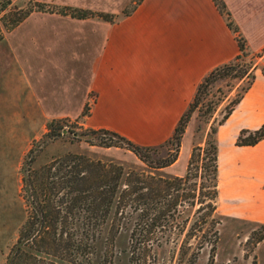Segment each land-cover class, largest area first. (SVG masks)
Instances as JSON below:
<instances>
[{
  "label": "trees",
  "instance_id": "16d2710c",
  "mask_svg": "<svg viewBox=\"0 0 264 264\" xmlns=\"http://www.w3.org/2000/svg\"><path fill=\"white\" fill-rule=\"evenodd\" d=\"M141 2L138 0L126 16ZM212 2L237 36L238 55L202 78L172 135L159 145H138L107 129L71 133L72 139L89 146L127 150L136 157L137 165L75 152L35 167L37 153L30 148L21 169L20 199L25 219L4 264H154L173 260L196 264L204 243L213 258L218 242L216 133L251 87L258 65L253 58L247 59L252 54L224 0ZM52 10L65 14L60 7L50 10L37 3L34 8L22 9L10 0H0V14L10 30L35 11ZM68 11L67 15L80 20L92 14ZM98 17L113 20L112 15ZM261 72L264 75V66ZM194 114L198 132L208 126L203 146L192 147L184 174H169L166 170L177 162ZM59 122L47 124L42 147L64 136ZM263 139L264 126L241 130L235 145L254 146ZM258 227L263 230L257 240L260 242L264 225Z\"/></svg>",
  "mask_w": 264,
  "mask_h": 264
},
{
  "label": "crops",
  "instance_id": "0c3cea01",
  "mask_svg": "<svg viewBox=\"0 0 264 264\" xmlns=\"http://www.w3.org/2000/svg\"><path fill=\"white\" fill-rule=\"evenodd\" d=\"M246 2L242 0L244 6ZM225 4L245 38H264L262 13L255 19L257 13L250 5L249 20L240 21L231 4L227 0ZM105 24L101 31L85 34L92 49L82 56L84 61L87 58L84 69H79L84 79L75 82L73 77L64 90L46 100L42 87L40 98L37 92H26V64L22 67L12 56L13 48L0 43L1 137L26 136L27 114L41 119L42 105H82L94 94L86 120L89 128L116 132L142 146L159 145L172 135L202 78L238 55L235 37L212 0H142L129 16ZM39 66L31 64L28 69L37 72ZM262 66L264 57L251 87L216 136L217 211L264 225V139L254 146L235 145L241 130L264 126ZM70 110L55 111V118L73 117V106ZM263 243L264 239L258 246Z\"/></svg>",
  "mask_w": 264,
  "mask_h": 264
},
{
  "label": "rangeland",
  "instance_id": "374dc122",
  "mask_svg": "<svg viewBox=\"0 0 264 264\" xmlns=\"http://www.w3.org/2000/svg\"><path fill=\"white\" fill-rule=\"evenodd\" d=\"M10 1L13 5L22 9L34 8L37 3H40L46 5L50 10L51 7H60L65 11V14L54 12L55 10H52V13L35 11L11 30L4 26L3 14H0V43L1 45L4 43L5 46L10 45L13 48L11 51L12 56L16 61L19 60L22 63V67L25 68L26 64V92H37L40 98L42 87L41 95L43 97L45 93L47 96L43 99L46 100L51 99L49 98L51 94L58 93V89H60V92L61 89L64 90L73 81V77L75 82H78L80 77H82L81 80L84 79V73L79 72V69H84L87 58L84 61L82 56L89 55L92 46L91 40L86 39L85 34L101 31L100 28L105 23L115 24L121 21L138 0ZM227 1L231 4V10L238 20H249V6L252 5V9L254 8L257 13L255 19H258L262 13V20L264 21V0H249V2H246L247 6L242 4V0ZM68 9H71V13L73 10H86L92 14L82 20L75 19L67 15V13H70ZM102 14L112 15V22H105L98 17ZM245 25L247 26L246 23ZM261 26L263 27L261 36L264 37V24ZM239 33L244 38L248 51L252 54L247 59L253 58L259 66L261 59L264 57V38H245L241 29ZM233 35L237 43V36L234 33ZM259 55L260 57H258ZM31 64L40 65L38 67L40 70L37 72L33 69L29 70L28 67ZM12 75L15 78L13 72ZM10 86L11 84L8 85V88ZM93 96L94 94H91L87 98L88 101L82 105H42L44 114L41 119H33L30 113L27 114L25 120L28 126L26 136H6L9 142L6 137H1L4 135L0 136L2 141L0 143V264H4L9 249L17 238L18 229L25 219L24 207L20 199L21 169L26 153L30 148H33L34 153H37L33 164L35 167H39L59 155L75 152H86V154L91 152L127 164H139L136 157L127 150L93 147L84 141L79 142L72 139V132L81 133L86 129H92L87 126L86 120L95 100ZM10 101L11 104L15 102L13 97H10ZM7 104H4L5 107ZM71 106L76 112V114H72L73 117L55 118V111L61 113L67 108L71 111ZM79 108L80 113L77 114ZM52 116L54 117L51 118ZM52 120L60 121L59 125L63 129L64 136L42 147V137L47 132V124ZM198 124L197 116L194 114L182 138L178 160L168 168L169 172L166 170L169 174L176 176L184 174L192 147L203 146L208 126L206 129L203 126V130L198 132ZM216 221L218 222V242L213 252V258H210V247L204 243L205 247L200 251L196 264H264V243L261 246H258L257 243L263 231L258 227L261 224L247 219L242 220L237 215L224 210L216 211ZM185 233L186 230L181 233L182 238H184ZM145 264H153V262L147 261ZM154 264L178 263L173 260L172 262Z\"/></svg>",
  "mask_w": 264,
  "mask_h": 264
},
{
  "label": "flooded vegetation",
  "instance_id": "af4514ba",
  "mask_svg": "<svg viewBox=\"0 0 264 264\" xmlns=\"http://www.w3.org/2000/svg\"><path fill=\"white\" fill-rule=\"evenodd\" d=\"M63 134V133H62ZM216 211H217V209H216ZM257 243H259V242H257Z\"/></svg>",
  "mask_w": 264,
  "mask_h": 264
}]
</instances>
